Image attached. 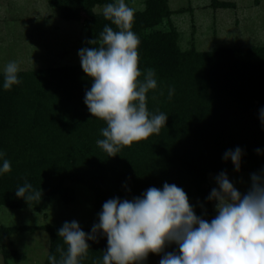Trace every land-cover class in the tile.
I'll return each instance as SVG.
<instances>
[{"label":"trees","instance_id":"obj_1","mask_svg":"<svg viewBox=\"0 0 264 264\" xmlns=\"http://www.w3.org/2000/svg\"><path fill=\"white\" fill-rule=\"evenodd\" d=\"M114 0H49L62 20L84 24V46L99 39L111 25L103 12ZM213 5L227 4L213 0ZM170 0H146L136 12L132 30L140 40L139 67L142 74L154 69L158 86L147 94L150 113L168 116L166 127L146 140L122 147L114 157L97 145L106 122L95 118L84 103L91 80L81 65L19 73L20 83L3 89L0 74V152L11 163V171L0 176V211L33 208L45 211L53 199L75 201L67 183L86 187L95 196L97 217L111 198L131 200L150 187L165 182L182 188L196 199L198 216L214 217L208 177L226 171L263 173L264 126L259 110L264 107V47L217 48L200 53L182 51L179 32L171 22ZM168 22L169 30L161 28ZM143 79V75L141 76ZM174 89L169 99V90ZM237 146L244 150L237 172L223 155ZM25 181L43 192L40 201L29 204L15 191ZM196 196V197H195ZM1 213V212H0ZM61 227L48 226L49 256L60 259L58 249L67 246L57 235ZM91 229H82L91 233ZM36 229L0 224V250L5 264L23 256L8 248L9 239ZM89 240V250L80 264H102L107 238L98 234ZM178 246L171 245V252ZM45 264H49V260Z\"/></svg>","mask_w":264,"mask_h":264},{"label":"clouds","instance_id":"obj_2","mask_svg":"<svg viewBox=\"0 0 264 264\" xmlns=\"http://www.w3.org/2000/svg\"><path fill=\"white\" fill-rule=\"evenodd\" d=\"M105 25L99 39L87 41L91 47L78 51L81 67L91 80L84 103L95 118L106 122L103 139L97 145L114 157L122 147L159 134L168 116L150 113L147 94L157 88L154 69L142 74L139 67L140 40L132 30L135 9L126 0H114L103 8ZM21 68L16 61L3 69V89L20 83ZM143 75V79L141 76ZM174 89L169 90V99ZM264 126V107L259 110ZM257 154L264 150L257 148ZM244 150L237 146L223 155L239 172ZM0 152V176L11 171V163ZM216 187L207 200L215 205V216L206 219L196 214L186 192L165 182L162 188L150 187L140 196L115 197L102 205L91 233H85L73 220L65 222L57 235L67 246L58 249L61 257L49 256V264H80L98 234L107 238L102 264H145L149 254L162 255L160 264H264V174L253 173L245 193L237 189L226 171L215 177ZM28 204L40 201L43 192L25 181L15 191ZM178 251L166 252L168 246Z\"/></svg>","mask_w":264,"mask_h":264},{"label":"rangeland","instance_id":"obj_3","mask_svg":"<svg viewBox=\"0 0 264 264\" xmlns=\"http://www.w3.org/2000/svg\"><path fill=\"white\" fill-rule=\"evenodd\" d=\"M170 0L174 12L171 22L179 32L182 51L212 52L217 48L247 49L264 47V0ZM146 0H126L136 12L144 11ZM98 8L97 12H103ZM169 30L168 22L161 28ZM84 46V24L62 20L49 0H0V74L10 61L18 62L21 72H33L70 65H81L78 51ZM253 173L228 174L239 191L245 193ZM263 174V173H257ZM208 177L211 189L215 177ZM75 192V201L66 203L55 198L42 212L3 209L0 224L7 227L28 226L35 231L19 233L9 239L8 248L23 256L10 264H45L50 252V234L46 227H62L77 221L82 229L98 223L95 196L86 187L67 183ZM196 197V196H195ZM194 205V196L189 199ZM213 214L215 216V205ZM171 252V246L165 249ZM162 255L149 254L145 264H160ZM0 264H5L0 250Z\"/></svg>","mask_w":264,"mask_h":264}]
</instances>
